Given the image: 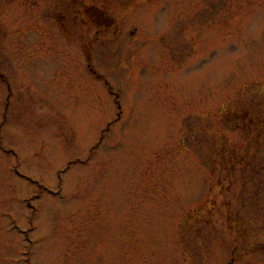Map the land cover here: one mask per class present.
Here are the masks:
<instances>
[{"label":"rangeland","instance_id":"1","mask_svg":"<svg viewBox=\"0 0 264 264\" xmlns=\"http://www.w3.org/2000/svg\"><path fill=\"white\" fill-rule=\"evenodd\" d=\"M263 93L264 0H0V264H264Z\"/></svg>","mask_w":264,"mask_h":264},{"label":"trees","instance_id":"2","mask_svg":"<svg viewBox=\"0 0 264 264\" xmlns=\"http://www.w3.org/2000/svg\"><path fill=\"white\" fill-rule=\"evenodd\" d=\"M255 82V81H254ZM254 82H250L249 83V91H257L256 89H250L251 86L254 84ZM238 92H248V91H242L239 90ZM250 93V92H249ZM251 93H255V92H251ZM264 95V93H263ZM223 114V115H221ZM255 115L259 116L258 114H256L255 111H253V109H238L236 108V104L233 103V99L229 98L225 101V103H223V105L221 106L220 110H219V115L218 116H223L226 117L227 122H230L232 124H235V128H244L245 132H246V136L249 137L252 136L253 131H257L255 133V135H253V140L257 141V148L258 147H263V152H264V143L262 142V140L264 141V138H262V135L260 136V134H262L263 132H261L260 130H262V128H264V119H262L261 121L258 120V118H255ZM242 126H241V125ZM223 128V125L222 127ZM220 128V130H218L216 134V138H218L221 135V140H223V142L219 143V145L216 146V148L213 149L214 151V155H213V159L210 160V163L214 164L216 166L215 169V173H222L224 174L226 172V167H227V162L229 157L232 156V160H234V158H236L237 160L241 161L244 158V155H241L238 153L237 150H231L230 149V142H229V137L223 133L222 129ZM261 128V129H260ZM222 133V134H221ZM258 133L259 136L258 137ZM250 140V139H249ZM216 141V139H215ZM214 141V142H215ZM251 147L250 145L248 146V148ZM246 160H250L248 161L246 164H249L250 166L254 164V162H257V164H260V167H264V165L261 164V162L264 160V154H260L254 151V153L251 155V157H247ZM214 161V162H213ZM217 170V171H216ZM227 175V173L225 174ZM220 176V177H219ZM218 179L223 178V176L219 175ZM225 177V176H224ZM223 180V179H221ZM219 185V184H217Z\"/></svg>","mask_w":264,"mask_h":264}]
</instances>
